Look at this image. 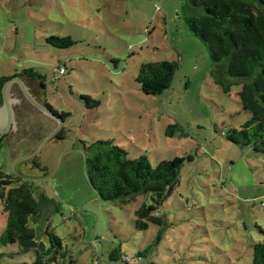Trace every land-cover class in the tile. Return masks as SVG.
Segmentation results:
<instances>
[{"label": "rangeland", "instance_id": "obj_1", "mask_svg": "<svg viewBox=\"0 0 264 264\" xmlns=\"http://www.w3.org/2000/svg\"><path fill=\"white\" fill-rule=\"evenodd\" d=\"M186 13L182 0H0V76L35 69L44 98L66 113L65 138H51L22 159L57 122L12 82L7 94L17 125L6 133L0 168L33 181L36 199L43 193L40 216L29 224L45 243L48 225L75 264H127V257L128 264H140V252L147 264H252V243L264 239V154L226 138L228 128L251 116L240 105L241 84L231 80L224 90L215 81L208 50L190 32ZM50 35L69 36L74 44L53 47ZM161 60L177 64L171 85L146 94L135 80L139 66ZM57 65L66 70L53 81ZM22 80L43 104L38 82ZM81 95L99 105L87 106ZM96 139H112L131 158L146 155L152 166L183 158L179 182L160 206L163 226L135 228L137 207L152 203L147 194L127 203L96 196L84 168V146ZM33 158L47 175L33 167ZM5 227L0 201V235ZM114 248L121 251L117 260L110 259ZM34 257L16 243H0V264Z\"/></svg>", "mask_w": 264, "mask_h": 264}, {"label": "trees", "instance_id": "obj_2", "mask_svg": "<svg viewBox=\"0 0 264 264\" xmlns=\"http://www.w3.org/2000/svg\"><path fill=\"white\" fill-rule=\"evenodd\" d=\"M185 20L190 32L200 39L208 50L212 60V73L215 81L227 90L231 80L241 84L239 91L240 105L251 116L240 128L230 127L226 138L239 145H249L255 153L264 154V0H182ZM46 42L56 48H68L74 44L69 36L50 35ZM66 70L65 65L54 68L53 81L57 78L58 68ZM177 64L168 60L142 63L135 80L146 94H161L167 90L174 77ZM13 76L23 77L27 81H37L45 94L43 76L33 68L24 69ZM0 76V105L2 104L1 88L11 78ZM87 106L99 105L98 100L81 95ZM92 103H94L92 105ZM43 104L60 118L66 113L53 108L47 100ZM21 121V119H20ZM29 124L22 121L20 125ZM34 124V123H33ZM32 124V125H33ZM45 124V123H44ZM26 126L19 128L28 134ZM170 125L169 127H174ZM49 130L46 126L41 128ZM167 134H171L167 132ZM64 127L55 135L56 139L65 138ZM7 134H0V151ZM44 138L42 135L41 139ZM86 152V173L104 200L127 203L138 194H147L152 203L143 202L135 210L134 226L145 230L149 223L164 225L160 211L163 201L170 195L179 182V172L183 164L182 157L173 160H162L152 166L146 155L131 158L128 152L112 139H96L84 146ZM33 167L47 175L37 158L32 159ZM34 182L23 179L0 168V201L6 213V227L0 235V243L17 244L20 251L34 252L32 262L20 264H75L67 256L61 239L50 231L45 243L39 239L30 226V220L40 216L43 193L34 197ZM264 233V230L261 229ZM121 257L119 248L110 253L111 260ZM146 252H140L137 261L145 260ZM131 258H126L128 264ZM252 264H264V239L252 243Z\"/></svg>", "mask_w": 264, "mask_h": 264}, {"label": "water", "instance_id": "obj_3", "mask_svg": "<svg viewBox=\"0 0 264 264\" xmlns=\"http://www.w3.org/2000/svg\"><path fill=\"white\" fill-rule=\"evenodd\" d=\"M12 82H16L18 84L20 91L22 92L23 96L31 105L36 107L38 110L46 113L48 116H50L52 119H54L57 122L56 126L51 131H49V133H47L44 136V138L40 141L38 146L30 154H28L27 156L22 158V159H27V158H30V157H33L34 155H36L38 153V151L43 147V145L48 140H50L51 138H56L55 135L63 127V119L60 118L58 115H56L49 108H47L44 104L37 101L32 96V94L29 92V89L27 88L24 81L22 80V77L13 76V77L9 78L8 80H6L3 83L2 88H1L2 104L0 105V134H6L9 131H12L13 129H15V127L17 125L16 116H15V113L13 110V103L15 101L13 99H10L8 94H7L8 86ZM84 168H85V173H86V155L85 154H84ZM86 176H87V180H88L89 184L91 185V187L95 191L96 196L100 198L99 192L96 190V188L91 183L87 173H86Z\"/></svg>", "mask_w": 264, "mask_h": 264}, {"label": "built area", "instance_id": "obj_4", "mask_svg": "<svg viewBox=\"0 0 264 264\" xmlns=\"http://www.w3.org/2000/svg\"><path fill=\"white\" fill-rule=\"evenodd\" d=\"M64 72V69L63 68H58L56 70V75L54 76V78H57L60 74H62ZM140 264H146V261L145 260H141L140 261Z\"/></svg>", "mask_w": 264, "mask_h": 264}, {"label": "flooded vegetation", "instance_id": "obj_5", "mask_svg": "<svg viewBox=\"0 0 264 264\" xmlns=\"http://www.w3.org/2000/svg\"><path fill=\"white\" fill-rule=\"evenodd\" d=\"M23 78V77H22ZM24 79V78H23ZM40 90L42 91V88H40ZM44 99V95L41 96V100ZM43 101V100H42Z\"/></svg>", "mask_w": 264, "mask_h": 264}]
</instances>
